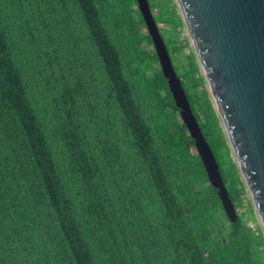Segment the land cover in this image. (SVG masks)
<instances>
[{"label": "trees", "instance_id": "1", "mask_svg": "<svg viewBox=\"0 0 264 264\" xmlns=\"http://www.w3.org/2000/svg\"><path fill=\"white\" fill-rule=\"evenodd\" d=\"M148 1L238 219L137 0H0V264H264V229L240 210V167L178 38L182 15Z\"/></svg>", "mask_w": 264, "mask_h": 264}, {"label": "water", "instance_id": "2", "mask_svg": "<svg viewBox=\"0 0 264 264\" xmlns=\"http://www.w3.org/2000/svg\"><path fill=\"white\" fill-rule=\"evenodd\" d=\"M170 92L232 221L238 212L191 108L148 0H137ZM264 229V0H176Z\"/></svg>", "mask_w": 264, "mask_h": 264}, {"label": "rangeland", "instance_id": "3", "mask_svg": "<svg viewBox=\"0 0 264 264\" xmlns=\"http://www.w3.org/2000/svg\"><path fill=\"white\" fill-rule=\"evenodd\" d=\"M174 3L177 4L176 0H173ZM178 6V4H177ZM178 10H179V7H177ZM157 11V10H155ZM180 11V10H179ZM143 30H146V28H143ZM179 33V40H183L185 39L186 37H189V33H188V29L186 27V25H184L183 27H181L180 31L178 32ZM174 34H177V33H174ZM190 37H189V41L188 43L190 44V46L193 47L192 43L190 42ZM188 50L187 49H184L183 53L185 54ZM202 72H203V69L201 68ZM204 74V72H203ZM207 82V80H206ZM207 87H208V84H207ZM248 199H251L252 200V197H251V194L249 193V191L246 193L245 197H244V205L240 208V210L242 212H245V216L249 219V222L251 223V225L253 227H256L257 224H260L261 225V222H260V218H259V215L254 207V204H253V201H252V204H253V208H254V212H252L251 210V207L250 206V203L248 202Z\"/></svg>", "mask_w": 264, "mask_h": 264}]
</instances>
